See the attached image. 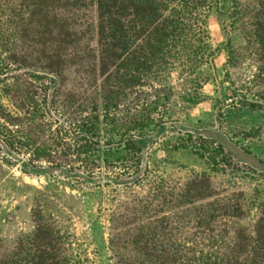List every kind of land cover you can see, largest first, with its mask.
Listing matches in <instances>:
<instances>
[{"label": "rangeland", "instance_id": "rangeland-1", "mask_svg": "<svg viewBox=\"0 0 264 264\" xmlns=\"http://www.w3.org/2000/svg\"><path fill=\"white\" fill-rule=\"evenodd\" d=\"M232 1L210 14L203 54L131 88L123 69L101 75L92 6L66 41L63 0H0V132L14 144L0 148V260L28 256L36 218L77 264L228 263L236 231L254 234L264 222V48L250 36L259 0ZM88 116L107 149L144 127L137 176L96 189L84 176L22 169L36 149L64 148L59 128ZM191 132L214 141L203 157L179 146ZM203 176L213 195L195 202Z\"/></svg>", "mask_w": 264, "mask_h": 264}, {"label": "trees", "instance_id": "trees-1", "mask_svg": "<svg viewBox=\"0 0 264 264\" xmlns=\"http://www.w3.org/2000/svg\"><path fill=\"white\" fill-rule=\"evenodd\" d=\"M228 2L233 1L63 0L67 24L65 38L68 41L75 35L72 21L92 6L96 12L95 27L101 75L110 77L123 69L124 82L127 85L131 88L145 87L148 80H155L162 71L173 69L184 57L189 60L203 54L199 45L207 38V20L213 11L223 13ZM256 3L259 6L256 18L259 19L257 29L250 36L259 40L264 48V0ZM236 15H239V11H234V16ZM51 65L57 66L53 63ZM0 70L4 69L0 67ZM53 99L55 98L52 97L51 103L45 107L48 115L52 114V109L58 110ZM251 108H254L253 105ZM91 118L85 117L78 128L71 125L61 126L58 132L68 144H64L62 149L57 147L50 152L36 149L32 153L33 159L21 163L22 169L26 173H44L51 176H62L66 173L70 176L64 177L68 182L78 184V178L84 176L96 181V189L110 185L111 180L124 181L137 176L142 166L143 149L134 139V135L146 134L144 127L123 133L119 146L116 149H107L106 146L113 141H108L104 146L96 138L90 125ZM193 133H187L186 140L179 146L194 149L196 154L203 157L208 150L207 145L214 141L201 136L195 138ZM0 148L8 152H13L14 148L13 141L1 132ZM114 152L121 154L116 162L108 158ZM215 159L216 157L213 160ZM129 160L133 162L132 168L125 165ZM104 179L109 182L103 183ZM139 182L140 179H137L134 184ZM192 187L190 191L194 194L195 202L213 195L204 176L196 179ZM36 223V231L28 242V256L23 261H17L13 258L15 254H9L0 260V264H77L68 254L60 256L62 248L59 233L53 232L52 225L39 218H36ZM233 238L236 247L227 255L228 263L211 264H264L263 220L256 225L254 234L240 228ZM241 256L244 257L240 262Z\"/></svg>", "mask_w": 264, "mask_h": 264}]
</instances>
